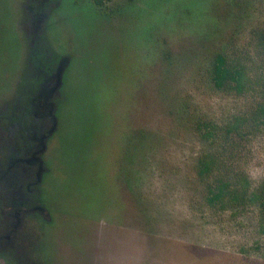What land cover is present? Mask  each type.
Listing matches in <instances>:
<instances>
[{
  "label": "rangeland",
  "instance_id": "obj_1",
  "mask_svg": "<svg viewBox=\"0 0 264 264\" xmlns=\"http://www.w3.org/2000/svg\"><path fill=\"white\" fill-rule=\"evenodd\" d=\"M27 3L0 0V264H264L240 251L258 236L255 214L209 207L197 171L198 120L223 121L264 99L212 79L220 52L261 69L252 33L264 25V0H60L41 34L54 56L70 58L59 93L52 80L45 89L23 80ZM39 94L55 111L53 129L29 123ZM18 102L24 120L9 126ZM22 129L28 139L47 134L48 148L37 189L25 185L33 198L12 219L2 211L19 176L11 182L1 162L11 147L20 152ZM254 137L234 166L258 185L264 131Z\"/></svg>",
  "mask_w": 264,
  "mask_h": 264
},
{
  "label": "trees",
  "instance_id": "obj_2",
  "mask_svg": "<svg viewBox=\"0 0 264 264\" xmlns=\"http://www.w3.org/2000/svg\"><path fill=\"white\" fill-rule=\"evenodd\" d=\"M96 2L101 5L104 0H96ZM252 39L254 40L256 56L262 65L261 69L254 72L249 67L248 63H255L252 56L251 62H243L237 53L230 55L226 52H220L214 58L212 79L216 87L240 94L249 93L254 87L259 88L264 98V25L253 31ZM59 91L56 90L58 93ZM18 105L19 102L13 105L11 113L9 112V123L11 124L20 117L24 120L22 111L24 114H30L26 101L21 113L17 110ZM37 115V122L47 121L43 115ZM0 123L3 122L0 120ZM6 125H2L0 130L7 129ZM197 130L202 139V149L197 157V171L205 182V202L217 212H228L233 217L239 216L243 210H252L251 212L256 216L255 232L258 236L244 245L240 251L248 257L256 255L257 258L264 260V179L260 184L255 185L242 168L239 169L234 166L235 159L239 156L238 152L246 151L247 143L251 142L255 138L254 136L257 137L264 131V99L256 100L247 110L236 112L223 121L201 118L198 120ZM16 131L18 137L25 139L21 148L25 152L29 149L30 141L29 139L26 141L27 134L25 133L29 134V131L24 129L21 132ZM22 151L20 150L21 154ZM18 158H15L12 168L18 172L19 168L28 169L23 165V160L17 161ZM41 159L43 164L44 156H41ZM27 173L24 172V174ZM34 173L29 174L27 179L25 175H17L19 176V185H23L25 182L23 189L27 191H21V194L16 197L17 200L23 202L25 201L23 199L31 200L33 198L30 197L31 194L28 192L27 186L33 184L31 188L37 187L36 181L38 180ZM11 196L14 198V195Z\"/></svg>",
  "mask_w": 264,
  "mask_h": 264
},
{
  "label": "flooded vegetation",
  "instance_id": "obj_3",
  "mask_svg": "<svg viewBox=\"0 0 264 264\" xmlns=\"http://www.w3.org/2000/svg\"><path fill=\"white\" fill-rule=\"evenodd\" d=\"M94 1L96 4H98L96 0ZM59 2L60 0H28L27 12L29 15L30 25L29 27L27 26L28 28L25 30L26 33L24 36L25 44H27L26 46L27 64H26V68L24 71L23 80L28 81L29 78L31 79L35 78L39 80L40 84L38 86V89H42V88L45 89V87L47 86L45 85V83L52 80L51 83L53 86L50 90L54 92H56V90L59 89V78L60 80H62L64 66L70 61V58L69 56L59 57V55L58 54L56 55V53L54 56V53L51 52L52 50L48 51L45 48V47L50 48V46H47V45L44 46L47 40L44 39L43 36H41V34L44 33V30L46 27L44 23H45V20L50 16L52 7L57 6ZM29 49H30V52L28 54ZM60 64H61V67H60ZM56 86H58V88L53 90ZM47 94H44V96L42 94L34 95L30 103V106L32 109V110L30 109V111L33 114V116H35L34 117L35 120L31 119L29 120V123L32 125H35V124L38 125L41 123L43 128H41L40 130L48 128V127L49 128L47 130H49L50 127L55 122L54 121L55 111L49 109L47 105L45 104V102L43 101V100L46 101ZM42 97H44L45 99L42 100ZM37 114L43 115L44 116L43 118L46 117L47 121L37 122V119H36V117L38 116ZM10 124L11 123H9V126ZM51 128L53 129V126ZM42 133L43 132L37 133V130L33 131V135L29 137V140L31 141V142L29 141V149L23 152L21 149L22 147H19L20 148L19 150L22 151V154L21 152L16 154L17 147H11L7 151V153H5V157L3 159V162H1V165L4 168V171L8 173V178L11 182L13 181L12 178L15 177V175H20V176L25 175L27 179L28 175L29 174L31 175V173H34V172H35L34 174H36L37 180H40V176L42 175V172L45 171L44 170L45 165L44 163L42 164L41 156L44 155L43 152L46 151L48 148L46 143L42 140L43 136L45 138L47 134H42ZM20 139L23 140V142H25L24 138H20ZM27 140H28V137L26 141ZM15 158H18L17 161L23 160L22 161L24 162L23 165L28 167V169L22 171L21 174L11 175L10 171L14 170V168H12V165L14 164V161L16 160ZM24 172L25 173L28 172V173L24 174ZM10 187L11 189L9 188V193L11 195H14V198L11 196V200H10L12 209L7 210L5 209V206H4L2 210L5 209L6 211H2V212H3V215L11 213L12 217L10 218L13 219V216H15L16 214H19L18 210L21 209V205L23 204L20 200L16 199V195H18L21 190L23 192L24 191L27 192V191L23 189L24 187L23 185L21 184L19 185V181H18V184L16 185L17 188L14 186V183H12ZM23 200H26V199H23ZM37 203L38 204L36 205L32 204V207L36 206L35 207L36 209H39V210L43 209L41 207V203L40 202H37ZM6 219H8V217H6ZM9 231L11 230L9 229Z\"/></svg>",
  "mask_w": 264,
  "mask_h": 264
},
{
  "label": "water",
  "instance_id": "obj_4",
  "mask_svg": "<svg viewBox=\"0 0 264 264\" xmlns=\"http://www.w3.org/2000/svg\"><path fill=\"white\" fill-rule=\"evenodd\" d=\"M61 81V80H60ZM58 88V86H56L53 90H55V89H57Z\"/></svg>",
  "mask_w": 264,
  "mask_h": 264
}]
</instances>
